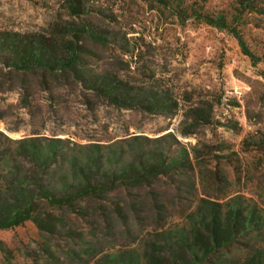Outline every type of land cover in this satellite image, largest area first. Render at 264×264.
Here are the masks:
<instances>
[{"label":"rangeland","instance_id":"obj_1","mask_svg":"<svg viewBox=\"0 0 264 264\" xmlns=\"http://www.w3.org/2000/svg\"><path fill=\"white\" fill-rule=\"evenodd\" d=\"M237 1L0 0V38L42 40L47 60L50 49L68 60L77 49L72 68L17 72L10 40L0 45V132L81 144L161 138L152 146L187 166L158 180L154 196L144 190L140 219L114 212L119 189L86 217L61 212L54 235L32 221L0 231V264H96L184 223L202 198L243 196L264 211V0ZM219 13L230 29L195 18Z\"/></svg>","mask_w":264,"mask_h":264},{"label":"trees","instance_id":"obj_2","mask_svg":"<svg viewBox=\"0 0 264 264\" xmlns=\"http://www.w3.org/2000/svg\"><path fill=\"white\" fill-rule=\"evenodd\" d=\"M238 1L243 4L244 0ZM195 18L230 29L223 13L197 14ZM237 37L245 53L256 60L243 39ZM8 40L11 45L7 48L15 55L9 67L17 72L35 68L58 72L77 62L75 47L71 49L74 60L55 58L53 49L47 60L42 40L34 39L21 47L22 42L3 36L0 45ZM97 91L105 93L102 86ZM1 136L6 143H0V231L32 221L41 232L54 235L62 221L61 212L86 217L96 210L92 202L108 204L119 189L126 195L121 203H111L114 212L126 221L125 209L130 208L140 219L138 209L146 198L144 190L154 196L158 180L168 178L181 167L187 169L169 150L152 146L161 138L133 136L109 144H81L59 137L12 140L0 132ZM168 138L174 141L173 136ZM186 163L191 169V161ZM96 264H264V211L243 196L224 203L202 198L184 223L147 232L137 245L109 252Z\"/></svg>","mask_w":264,"mask_h":264}]
</instances>
